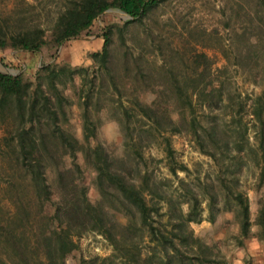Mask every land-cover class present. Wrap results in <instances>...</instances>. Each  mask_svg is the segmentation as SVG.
<instances>
[{
	"label": "trees",
	"instance_id": "16d2710c",
	"mask_svg": "<svg viewBox=\"0 0 264 264\" xmlns=\"http://www.w3.org/2000/svg\"><path fill=\"white\" fill-rule=\"evenodd\" d=\"M161 1L164 0H70L49 28L27 26L21 19L10 22L1 18L0 49L40 52L46 45L56 49L87 31L107 9L127 14L131 18L123 22L127 24L140 19ZM102 38L101 49L92 57L100 66L109 68V30H104ZM261 40L259 37L246 46L245 58L261 53L256 48ZM210 65L206 53H199L194 58V67H200L198 80L192 76L183 79L184 86L197 87L194 90L202 110L213 111L208 121L194 115L193 90H185L175 78L172 102H179L183 109L156 102L146 105L139 100L133 104L135 111L126 106L121 109L127 129L133 117L144 120L148 129L162 136L164 157L151 156L149 160L158 163L166 159L169 172L180 185L177 198L164 188L167 177L156 179L149 173L141 151L150 144L144 134L136 133L132 156L115 155L99 142L96 126L87 125L85 112L84 126L88 131L83 142L66 130L70 100L65 85L73 75L69 64L55 60L42 63L33 81L22 73L0 70V124H5L6 129L0 138V181L4 187L0 197V263L66 264L68 256L80 251L79 240L96 233L112 247L113 257L82 255L78 264H204L208 253L189 224L201 221L205 209L208 218L214 220L218 210L225 207L221 204L228 201L236 205L240 232L249 236L254 224L253 234L264 241V188L251 220L247 191L239 188L241 157H237L245 151L257 165L261 164L256 187H264L262 104L257 98L251 110L262 122L255 133L256 144L238 145L239 137L247 140L248 128L238 121L239 131L238 135L233 133L234 137L222 127L220 115L229 113L233 100L231 85L225 66L217 68V74L210 78ZM185 106L190 108L188 114ZM241 108L238 105L236 111ZM231 116L233 121L235 116ZM182 132L191 136L197 149L218 167L215 179L202 187L190 186L178 177L177 171L188 172L189 167L184 163L174 165V148L166 133ZM78 153H82L85 169L92 173L89 180L77 161ZM228 157L237 160L223 169ZM259 158L262 163H258Z\"/></svg>",
	"mask_w": 264,
	"mask_h": 264
},
{
	"label": "rangeland",
	"instance_id": "374dc122",
	"mask_svg": "<svg viewBox=\"0 0 264 264\" xmlns=\"http://www.w3.org/2000/svg\"><path fill=\"white\" fill-rule=\"evenodd\" d=\"M69 3L70 0H0V19L10 22L21 19L27 26L46 25L49 28ZM127 18L131 19L122 11L110 8L97 17L87 31L56 49L52 45L44 46L40 52L9 47L0 49V70L22 73L25 79L33 81L42 63L55 60L69 64L73 75L65 85V94L70 100L68 121L64 123L66 130L83 142L88 131L84 126L85 112L87 125L90 128L96 126L95 137L99 142L115 155L129 153L132 156L133 143L137 142L136 133L144 134L150 144L141 151L147 160L149 173L156 179L167 177L164 188L177 198L181 193L177 189L180 185L178 178L169 172L166 159L158 163L149 160L151 156L164 157L162 136L148 129L144 120L138 118L132 117L127 129L121 115L122 106L135 111L133 104L139 100L146 105L156 102L169 108L183 109L179 102H172L175 95L172 78L181 84L186 76L197 81L200 67H194V58L205 52L211 62L210 78L217 74V68L223 66L229 76L233 100L228 109L230 114L220 115L222 127L230 136L233 133L238 135L239 121L248 129L247 140L239 137L238 145H255V133L262 123L251 111L257 98L262 104L264 127V0H164L140 19L124 24ZM106 29L110 37L109 68L100 66L92 57L101 49L102 34ZM259 37L262 40L259 45L256 43V48L261 49V53L245 58L246 46L258 41ZM237 46L241 48L238 50ZM183 88L193 90L191 108L194 115L204 122L210 120L213 111L202 110L197 100L198 92L194 90L197 87L183 84ZM238 105L242 108L236 111ZM184 110L186 114L190 112L187 106ZM231 114L235 116L233 121ZM198 129L201 131L199 126ZM5 133V124H0V138ZM166 135H169L174 148V165L184 163L189 167L188 172L177 171L184 183L202 187L205 182L215 179L218 167L197 149L191 136L184 132ZM245 153L234 155L241 157L239 188L247 191L253 220L256 202L263 195L264 187H256L261 164L257 165L254 158ZM77 157L87 180L91 179L92 173L85 169L82 153ZM237 157L226 158L222 163L223 169ZM65 159L69 164L70 158L66 156ZM258 163H262L260 158ZM3 188L0 181V197ZM91 194L95 193L91 191ZM221 205L225 207L218 210L214 220L208 218L205 209L201 221L189 224L208 253L204 264H264V241L253 234L256 226L252 224L249 236L245 237L240 232L236 205L231 201ZM79 244L80 251L68 256L66 264H78L82 255L113 257L112 247L99 234L89 233L79 240Z\"/></svg>",
	"mask_w": 264,
	"mask_h": 264
},
{
	"label": "water",
	"instance_id": "95a60500",
	"mask_svg": "<svg viewBox=\"0 0 264 264\" xmlns=\"http://www.w3.org/2000/svg\"><path fill=\"white\" fill-rule=\"evenodd\" d=\"M124 13V12H123ZM127 15V14H126Z\"/></svg>",
	"mask_w": 264,
	"mask_h": 264
}]
</instances>
